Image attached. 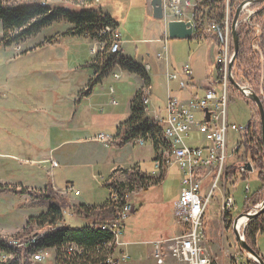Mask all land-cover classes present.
I'll list each match as a JSON object with an SVG mask.
<instances>
[{"label":"rangeland","instance_id":"rangeland-1","mask_svg":"<svg viewBox=\"0 0 264 264\" xmlns=\"http://www.w3.org/2000/svg\"><path fill=\"white\" fill-rule=\"evenodd\" d=\"M42 1L47 2L54 10L68 8L75 12L86 8L87 5L85 0ZM100 5L119 24L118 30L124 43L123 56L137 61L146 70L147 65L151 66V71L147 73L151 82L149 85L144 86L134 74L115 71L121 76L120 82L109 77L107 81L94 88L93 98L82 101L80 90L87 89L94 78L93 70L87 66L94 61L91 49L95 45L93 42L95 39L68 38L61 48L54 45L36 52L26 50L39 42L45 46L48 41L55 43L56 38L62 33L68 35L74 30L69 23L58 22V25H52L37 36L31 37L37 39L24 47L21 44L27 39L20 45L6 48L2 43L3 29L0 22V189L7 187L8 190L15 189L16 192L37 193L43 192L50 185L53 186L52 189L60 195L66 206L63 220L56 225L58 228L83 227L85 223L73 216L74 207L85 204L90 208L99 209L103 206L110 197V191L105 184L111 180L113 171L131 169L139 165L146 174L155 172L149 144L144 148L135 145L134 142L122 148L112 145L105 147L97 142L96 138L99 135L116 137V127L128 118L129 105L136 91L143 94V102L150 96L148 89H151L149 88L151 86V109L164 108L167 99V79L163 73L164 65L156 60V56L162 51L163 45L157 41H160L166 27L162 21H155L152 15L147 16L145 0H100L97 7ZM189 13L190 11L185 17L186 20L192 17ZM170 15L173 13L170 12ZM255 22L257 24V21ZM168 48L171 71L180 73L184 66L189 65L192 71L190 83L195 84L190 87L191 93L202 97L206 82L216 75L217 51L215 54L213 51L209 52V46L197 39H169ZM233 54L234 49L232 58ZM234 68L236 70V64ZM250 74L252 78L258 79L259 82L254 86L258 87L261 78L264 77V69L262 70L260 65V68L252 70ZM74 76L78 80V89L74 91L76 96L70 93L68 87V81ZM239 78L236 77L238 81L250 83L240 76ZM111 86L115 94L109 98ZM170 87L174 97L182 101L190 98L187 94H181V82H172ZM43 90L46 91L45 94ZM59 94L62 95L60 102L57 100ZM112 98L116 100V106L112 104ZM74 99L80 107L76 114L80 138L86 141L73 147L63 145L59 152L54 153L53 150L50 155L43 154L38 159L36 154L49 153V149L59 147L70 138L67 132L69 127L65 124L57 125L55 118L60 113L67 118L68 114L60 108L71 106L73 104L71 100L73 102ZM144 112L145 119L153 120L149 118L147 106ZM255 114L256 110L240 95L230 96L229 123L247 128L254 120ZM257 121L255 123L261 130L260 118ZM240 139L239 134L231 133L229 148L232 149ZM188 144L191 147L201 146L202 138L196 133L191 134ZM48 156L50 158L46 163L39 162ZM51 160L57 163V168H54ZM242 161L238 158L229 161V165L234 163L239 165L228 170L229 181L226 188L220 183L206 214L205 241L216 264H233L231 257L235 255L240 257L239 264H248L247 255L239 246L232 226L244 213L247 204L249 208H253L254 204L264 200V192L254 198L262 188V182L256 172L249 174L240 170ZM252 166L256 171L253 163ZM123 170L121 172H124ZM114 177L123 180L122 173ZM181 179L182 174L178 167H173L167 172L160 186L146 193L138 191L132 194V202L136 209L137 207L139 209V204L142 208L126 222L124 242L128 244L130 260L125 264H155L151 258L152 246L147 243L157 241L154 240L158 239L157 236H151L150 233L155 232L154 229L160 222L165 227H170L168 236L174 237L178 228L173 210L174 204L180 199ZM207 188L209 185H206L205 189ZM246 188H249V192H246ZM67 189L78 191L80 196L64 194ZM224 189L231 193L235 202L231 217L225 216L221 211ZM8 190L0 192V237L15 236L28 224L36 226V221L49 212L51 205L50 202L35 200L29 193L20 195ZM35 230L41 232L37 227ZM146 237L153 239L145 240ZM256 251L264 262V235H258Z\"/></svg>","mask_w":264,"mask_h":264},{"label":"built area","instance_id":"built-area-1","mask_svg":"<svg viewBox=\"0 0 264 264\" xmlns=\"http://www.w3.org/2000/svg\"><path fill=\"white\" fill-rule=\"evenodd\" d=\"M99 2V0H94ZM238 0H225V23L224 33L222 38V47L218 49L216 55L215 67L216 75L209 79L208 87L202 97L191 96L188 100H180L172 95L170 84L172 82H181V86H191L192 71L189 65L184 66L181 72H173L170 69V57L168 48V35L165 34V40L161 53L157 54L156 60L164 65V76L167 79V99L164 108L151 109V96L143 101V105L148 107L149 118H154L159 125L160 132L167 134V143H159L155 145L153 139L137 138L134 142L139 147H144L147 144L153 146L156 157L154 160V169L149 176L154 180L158 179V158L161 153H169V169L178 167L182 174L180 199L174 204V215L178 233L176 236L166 239H160L152 243L151 257L155 264H216L211 257L210 250L206 244V224L205 217L211 200L214 198V193L219 190L220 183L223 188H226L228 170L232 167H237L239 164L229 165V161L238 158V153L241 150L240 139L237 144L229 148V135L239 134L242 136L247 132V128L238 127L235 124L229 123L228 107L230 102V63L232 61L233 39H232V18L234 15L233 2ZM242 2L246 0H240ZM205 3L204 0H163L164 7V23L170 20L191 21L194 24L196 31L197 22L195 21V11ZM192 16L190 20H186L188 12ZM211 7L202 9L199 20L207 23L210 15ZM258 10H253L252 6H248L238 24L248 25L255 28V33L261 34V27L256 25L254 18ZM170 12L173 15H170ZM213 31L217 30L216 25L212 27ZM111 33H119V30H113L106 27L101 35L106 36ZM98 42L95 48L92 49V55L97 61L102 60V49L105 46L101 38H97ZM123 42L119 33L117 47H113L112 56H119L123 53ZM256 52L259 51V45H253ZM118 65H114L111 73L115 81H120L121 76L115 73ZM150 69V66H148ZM233 77L242 86L245 92L253 90L250 83L241 82L236 79L239 75L233 68ZM122 75V73H121ZM240 79V78H239ZM109 94L114 97L115 91L110 88ZM112 104L117 105V102L112 98ZM207 114L210 115L209 119ZM146 122V119H145ZM198 134L202 138L203 145L191 147L188 141L191 134ZM115 138L99 135L96 138L97 142L102 143L105 147L114 144ZM239 160V159H238ZM52 161V160H51ZM54 168L58 165L52 161ZM243 173H254L253 171H245L243 168L247 163H240ZM237 169V168H236ZM236 175V174H235ZM234 175V176H235ZM234 178V177H233ZM223 183H222V182ZM234 183V182H232ZM206 185L209 188L205 189ZM249 192V188H246ZM55 191V190H54ZM142 192V191H141ZM79 196V192L74 189H68L64 194ZM132 194L128 197V206H121L118 198L110 191L109 200L115 207V218L111 221L103 222L99 225V229L108 232L111 237L118 238V248L115 259L105 257L103 263L100 264H125L130 260L128 253V244L124 242L126 222L130 219L136 210L135 204L132 202ZM235 202L230 192L224 189V196L221 202V211L225 216L234 210ZM256 205L255 207H258ZM253 208L248 214H253ZM234 224L232 226L233 231ZM248 224H243L242 229L246 230ZM49 232L45 228L41 235ZM38 236L11 240L4 243H12L15 245V255H6L3 251V243H0V264H85V250L76 244H71L66 248H44L31 249V242L37 241ZM233 264H239L240 257L235 255L231 257ZM75 261V262H74ZM88 263V262H87ZM89 264H93L89 262Z\"/></svg>","mask_w":264,"mask_h":264},{"label":"trees","instance_id":"trees-1","mask_svg":"<svg viewBox=\"0 0 264 264\" xmlns=\"http://www.w3.org/2000/svg\"><path fill=\"white\" fill-rule=\"evenodd\" d=\"M93 1L94 0H85V3L87 4L86 8L75 12L65 8L54 10L47 4V2H43L42 0H0V21L3 26V46L10 48L14 45H18L23 40L37 36L42 30L50 28L55 23L64 19L74 26V30L70 33L73 37L85 38L90 36L91 39L95 40L99 37L106 46V53L102 58L103 60L98 59L87 66V68H90L95 72L96 78L92 85L97 86L101 84L111 73L114 65H118L123 72L140 77L144 81V86L149 85L150 80L146 73V69L137 61L126 59L121 55L118 57L107 56L112 36L107 34L106 36L101 37V35L106 27H110L113 30H117L119 27L112 18L105 16L96 9L92 4ZM204 1L205 3L195 11L194 15L195 21L197 22L196 37L197 39L211 40L217 48L220 49L222 47V38L225 29L226 2L225 0ZM240 4V0L233 2V9L236 10ZM263 6L264 5L252 6L253 10H260V12L256 14L254 20L257 21L256 25L261 27V35L256 34L255 28L248 25H241L237 30L239 52L235 63L236 72L243 80L249 81L253 87L259 81L256 77L252 78L250 72L260 68V65L261 69H264ZM205 7H211L207 23L200 22L199 20L202 9ZM233 19L234 16L232 20ZM213 25H216V31L212 30L211 27ZM48 44L51 45L54 44V42L50 41ZM255 44L259 45V51H261V54L255 51L253 47ZM261 80L262 81H260L258 85L259 88H252L258 96H261V92L263 91L264 98V77L261 78ZM232 95H240L248 104H251L254 110H256V114L253 116L254 120H252L247 127V132L241 138V150L238 153L239 160L246 161V163H253L255 165V172L258 174L259 179L262 182V188L254 196V198H256L264 192V149L262 132L259 129L258 124L255 123L257 119L259 120L260 116L254 104L244 98L234 86L230 85V96ZM142 97L143 94L141 92L135 94L130 105L129 116L125 122L117 128L118 134H116V139L112 146L122 148L125 145L134 142L137 138L147 139V137H151V139L154 140L155 145H158L157 139H160L161 137L160 130L157 128H150L146 124L144 112L145 107L142 102ZM233 168L235 167H232L231 169ZM117 172L119 173V170H116V173ZM123 178V182L112 180L105 184V187L115 194L121 204H124L127 200V196H130L134 192H148L152 187L159 185L162 182V180H154L136 170H125L123 172ZM52 187L53 186L50 185L46 187L43 192L37 193H31L29 191L16 192L15 189L8 190L7 187L0 189L1 193L6 190L20 195L29 193L37 201L43 200L44 202L51 203L49 212L36 221V226L28 224L15 236L0 237V243L8 244L4 242L14 239H29L38 236V244L31 249H44L46 247L63 249L71 244H76L80 246L82 250H85L86 255L84 260H87L85 264H89V262L100 264V259L105 255L107 244L112 241V238L108 232L101 231L98 227L101 223L111 221L115 218V207L111 205L112 203L109 199L104 206L99 209L94 207L90 208V206L85 204L77 205L74 207L73 216L83 221L85 223L84 226L81 228H58L56 225L63 220V214L66 213L64 212L66 206L64 205L65 203L63 199L59 197L60 195L58 193L54 192ZM256 205L257 204H254V206ZM248 206L249 204L246 205L244 214H247L251 210ZM35 227L41 232L47 228L49 232L42 236L37 230L34 231ZM258 235H264V214L252 220L245 231L244 236L246 244L254 251H256ZM246 259L248 264H256L250 261L247 257Z\"/></svg>","mask_w":264,"mask_h":264},{"label":"crops","instance_id":"crops-1","mask_svg":"<svg viewBox=\"0 0 264 264\" xmlns=\"http://www.w3.org/2000/svg\"><path fill=\"white\" fill-rule=\"evenodd\" d=\"M151 1L152 0H145V5H144V8H145V10H146V12H147V16L149 17L150 15H152L153 14V10H152V8H151ZM99 2H100V0H99ZM98 2H95L94 3V1H93V6L94 7H96V9H98L101 13H103L105 16H108V17H110V18H112L113 19V17L110 15V13L108 12V11H104V9L102 8V5H100L99 7H97V5L99 4H97ZM66 9H68V8H66ZM116 15H118L117 13H115ZM153 18V17H152ZM114 20V19H113ZM115 21V20H114ZM1 22V21H0ZM60 22V24L61 23H64V22H67V21H65L64 19L63 20H61V21H59ZM116 22V21H115ZM68 23V22H67ZM117 24H118V22H116ZM2 24V23H1ZM54 25H58L57 23H55ZM163 25H165V23L163 22ZM69 26L70 27H72L73 25H71V24H69ZM74 27V26H73ZM118 27H119V24H118ZM2 29H3V26H2ZM166 30V29H165ZM165 34H166V31L164 32V34H163V36L161 37V39H160V41H157V43L159 44L160 43V45H163V42H164V40H165ZM2 36H3V32H2ZM68 38H75V37H73L71 34H66V33H62L61 34V36H59V37H57L56 38V42L53 44V45H49L48 44V42H47V45L45 46V45H41L40 44V42L39 43H37V44H35V45H33L32 47H30V48H26V50L27 51H31V52H36V51H40V49H42V48H45V47H47V46H54V45H57L59 48H61L62 47V44L65 42V41H67V39ZM37 38H29V40L27 39V41L25 42V43H22L21 44V46L22 47H24L26 44H28V43H31V41H34V40H36ZM85 39H87V40H91V37L90 36H87V37H85ZM192 39H197V37H196V33L194 34V36H193V38ZM197 40H199V41H201V42H204V43H206L208 46H209V52H211V51H213L214 52V54H215V52L217 51V53H218V48H217V46L211 41V40H206V39H197ZM24 41V40H23ZM44 41V40H43ZM94 42V41H93ZM95 43V42H94ZM20 45V44H19ZM17 46V45H16ZM216 48H217V50H216ZM59 51V50H58ZM58 51H55V52H58ZM27 53V52H26ZM91 56H92V54H91ZM121 56H123V54L121 55ZM93 57V56H92ZM123 57H125V56H123ZM94 58V57H93ZM120 58V57H119ZM94 61H95V59H94ZM93 61V62H94ZM149 65H147V67H148ZM147 71H149V69L147 68ZM94 72V71H93ZM109 77H111L110 76V74L106 77V79H104L102 82H105V81H107L108 80V78ZM95 72H94V78L91 80V81H93L94 82V80H95ZM139 79L144 83V81L139 77ZM71 81H73V83L71 82ZM90 81V82H91ZM93 82L89 85V87L85 90V89H81L80 91H82L81 93V97H82V101H85V100H88L89 98H93L94 97V93H93V91H94V88L96 87V86H94V85H92L93 84ZM208 84H209V81H207L206 82V84H205V87H204V91H203V93H205V91H206V88L208 87ZM100 85V84H99ZM182 85V84H181ZM193 86H195V84H192L191 86H186L185 87V89H184V87L183 86H181V90H180V92H181V94H187L189 97H191V96H198L199 97V95H192V93H191V88L190 87H193ZM68 87L70 88V93L72 94H74V96H76V92H74V91H76V89H78V80H77V78L74 76L73 77V79L71 78L70 79V81H68ZM110 88H113V86H111ZM149 88H151V89H148V91H149V93H151V91H152V87L151 86H149ZM44 91V94L46 93V91L45 90H43ZM52 92V91H51ZM136 93H137V91H136ZM135 93V94H136ZM43 94V95H44ZM108 96H109V98L111 97L110 96V94H109V92H108ZM135 96V95H134ZM133 99H134V97H133ZM133 99L131 100V102H130V104L132 103V101H133ZM188 99H190V98H188ZM188 99H185V100H188ZM57 100L60 102L61 100H62V95L61 94H59L58 95V97H57ZM75 100V99H74ZM145 100H147V98L145 99ZM71 103H73L71 106H69V107H66V108H60V110H64L65 111V113H67L68 114V116H67V118H65L64 117V115L63 114H58V115H56L57 117L55 118L56 120H57V125H62V124H65V125H67L68 127H69V129L67 130V132H68V135H69V139L68 140H66L65 142H63V143H61L60 145H59V147L57 146V147H55V148H53V149H49L50 150V152L48 153V152H41V153H39L38 155L36 154V156L38 157V159H40L39 157H41L43 154H51L52 153V151L54 150V153H56V152H59L62 148V146L63 145H66L67 147H73V146H75V145H77L78 143H82V142H85L86 140H83V139H81L80 137H81V132H80V130L78 129V122L76 121V119H77V112H78V110H79V106L77 105L78 104V102H77V100H75V101H73L72 102V100H71ZM129 113H130V105H129ZM146 117V116H145ZM125 122V121H124ZM124 122H121V123H119L118 125H117V127L116 128H118L119 127V125H121L122 123H124ZM54 123H56V121L54 122ZM53 123V124H54ZM56 125V126H57ZM118 134V133H117ZM44 142V141H43ZM132 143V142H131ZM151 146V145H150ZM145 147V146H144ZM144 147H141V148H144ZM151 155H152V162L154 163V160H155V157H156V152H155V150H154V148H153V146H151ZM39 150H42V149H39ZM38 150V151H39ZM43 151V150H42ZM36 157V158H37ZM44 158V157H43ZM43 158H41V159H43ZM49 156L48 157H46V159H43L42 161H39V162H41V163H46L48 160H49ZM118 168H120V167H118ZM115 169V168H114ZM113 169V170H114ZM119 170V173L117 172L116 173V170L115 171H113V174H112V176H111V180L110 181H112V179L113 180H117L118 182H123V180H124V178H123V172H121L123 169H118ZM126 171H130V170H136L137 172H139V173H142V174H145V175H150V174H146V173H144V172H142V170H141V167L139 166V165H136V166H133V168H131V169H125ZM125 170H123V171H125ZM167 172H168V169L167 168H162L161 167V169H160V171L158 172V179L159 180H162V182L159 184V185H156V186H154V187H152V188H155V187H158V186H160L162 183H163V181H164V178H165V175L167 174ZM120 173H122V179L123 180H120V179H117V178H115L114 176L115 175H117V174H120ZM164 174V175H163ZM163 175V176H162ZM162 176V178L160 179V177ZM151 188V189H152ZM68 190V189H67ZM146 193V192H145ZM79 197V196H78ZM138 197H141V196H138ZM136 201V200H135ZM136 204H138V203H136ZM80 205V204H79ZM82 205V204H81ZM87 206H89V205H87ZM104 206V205H103ZM103 206H100V208L101 207H103ZM91 207H93V206H91ZM140 208H142V206L139 204V209H138V207H137V209L135 210V214L140 210ZM134 214V215H135ZM173 214H174V210H173ZM229 217H231V216H229ZM84 226V225H83ZM170 228V227H169ZM169 228L166 226L165 227V225L162 223V222H160V224L158 225V226H156L155 227V229H154V231L155 232H152V233H150L151 234V236H157L156 238H158V239H154V240H160V239H166V238H171V236H168V233L167 232H169ZM178 228V227H177ZM126 230V229H125ZM154 233H160V234H162V235H153ZM177 233H178V229H177V232L175 233V235L174 236H176L177 235ZM160 236V237H159ZM147 239H153V238H149V237H146V239L145 240H147ZM152 243L153 242H148L147 243V245H149V246H152ZM152 258V257H151ZM153 260V259H152ZM154 261V260H153Z\"/></svg>","mask_w":264,"mask_h":264},{"label":"water","instance_id":"water-1","mask_svg":"<svg viewBox=\"0 0 264 264\" xmlns=\"http://www.w3.org/2000/svg\"><path fill=\"white\" fill-rule=\"evenodd\" d=\"M264 4V0H246L240 4V6L237 8L233 25H232V37H233V49L234 54L232 61L230 63V81L231 84L238 90V92L248 99L254 106L256 107L258 114L260 116L261 121V132H262V141H263V149H264V103H263V91L261 92V96H258L253 90H250V92H245L241 85L238 84V82L233 77V68L235 65L236 57L239 52V43H238V36H237V30H238V24L239 20L244 12V10L248 6H254V5H262ZM151 8L153 10L152 17L155 21H163L164 20V7H163V0H152L151 1ZM260 12L258 10L255 15ZM166 30L168 34V39L171 40H191L195 33L194 24L191 21H182V20H170L166 25ZM210 115L207 114V118L209 119ZM245 171L252 172V166L251 164H246L243 168ZM253 214H242L239 216L235 222L233 227V234L238 241L239 246L241 249L250 257V259L256 263V264H264L263 260L260 258L257 251H254L251 249L245 241V230L242 229V225L238 226V222L241 221L242 218H245L246 224H249L252 220L258 218L262 214H264V200L259 204L258 207L253 208ZM244 223V224H245ZM252 257V258H251Z\"/></svg>","mask_w":264,"mask_h":264},{"label":"bare ground","instance_id":"bare-ground-1","mask_svg":"<svg viewBox=\"0 0 264 264\" xmlns=\"http://www.w3.org/2000/svg\"><path fill=\"white\" fill-rule=\"evenodd\" d=\"M110 36H112V39H111V44L109 46L110 47L109 51L107 53V56H109V57H111L112 54H113V47H117L118 40H119V33H111ZM109 40H110V38H109ZM105 47L106 46H104V48L102 49V58L104 57V54L106 53V48ZM144 107L146 108L145 105H144ZM146 124L150 128L159 129V125L157 124V122H156V120L154 118H153V120H150V119L146 118ZM160 134H161V137L159 139V143H167V134L163 133V132H160ZM158 167H159V169H161V167L169 169V153H161L159 155ZM162 176L160 178H162ZM127 199H128V197H127ZM120 200H121V198H120ZM121 206H128V201L126 200V202L124 204H121ZM242 220H244V221H242ZM245 220H246L245 218H242L241 221L238 222V226H240L241 224H244ZM111 238H112V241L107 244L106 253L104 252L105 255H103V257L100 259L101 263H103V261L105 260V257H108V259H115V257H116L117 248H118V238L117 237H111ZM37 244H38V240L37 241H32L31 242V248H34ZM3 251H4V254H6V255H15V245L12 244V243L3 244Z\"/></svg>","mask_w":264,"mask_h":264}]
</instances>
